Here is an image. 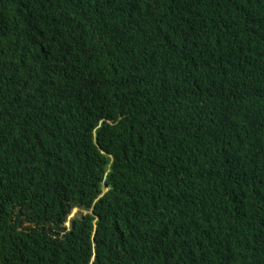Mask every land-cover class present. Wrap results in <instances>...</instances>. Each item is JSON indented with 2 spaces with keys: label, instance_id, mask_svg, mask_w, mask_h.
<instances>
[{
  "label": "trees",
  "instance_id": "16d2710c",
  "mask_svg": "<svg viewBox=\"0 0 264 264\" xmlns=\"http://www.w3.org/2000/svg\"><path fill=\"white\" fill-rule=\"evenodd\" d=\"M0 264H264V0H0Z\"/></svg>",
  "mask_w": 264,
  "mask_h": 264
},
{
  "label": "rangeland",
  "instance_id": "374dc122",
  "mask_svg": "<svg viewBox=\"0 0 264 264\" xmlns=\"http://www.w3.org/2000/svg\"><path fill=\"white\" fill-rule=\"evenodd\" d=\"M77 212H78L79 215H85L87 213L85 211L73 210L72 213L70 214V216L68 217V219H71L74 216H76L77 215ZM66 225H68V222L66 223Z\"/></svg>",
  "mask_w": 264,
  "mask_h": 264
}]
</instances>
